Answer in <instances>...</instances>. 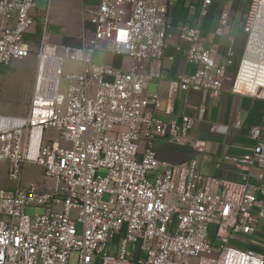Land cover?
<instances>
[{
	"label": "built area",
	"instance_id": "2783aa9c",
	"mask_svg": "<svg viewBox=\"0 0 264 264\" xmlns=\"http://www.w3.org/2000/svg\"><path fill=\"white\" fill-rule=\"evenodd\" d=\"M95 1L84 11L90 38L84 33L79 47L51 46L44 25L26 114L1 113L0 101V264H69L72 253L77 264H264V253L229 246L238 235L257 233V220L264 221L261 207L257 220L252 215L257 194H264L251 182H264L259 128L250 131L256 144L247 154L224 158L241 172L238 182L203 177L194 161L172 164L156 152L158 141L179 142L194 126L192 117L175 114L177 92H205L214 100L229 82L233 95L264 99V0L250 1L238 60L230 45L218 64L197 27L177 28L188 44L185 61L196 69L169 82L164 109L159 93L145 92L150 80L163 78L141 65L163 57L171 37L168 9L178 0ZM34 9L35 0H0V67L27 57ZM224 28L222 17L216 35ZM97 51L128 57L135 68L123 73L97 65ZM64 59L79 62L81 72L65 76L61 105ZM204 114L200 108L198 116ZM192 147L202 153L205 143ZM26 165L54 189L24 183ZM2 171L10 189L1 186ZM32 206L42 213L27 215Z\"/></svg>",
	"mask_w": 264,
	"mask_h": 264
},
{
	"label": "crops",
	"instance_id": "0c3cea01",
	"mask_svg": "<svg viewBox=\"0 0 264 264\" xmlns=\"http://www.w3.org/2000/svg\"><path fill=\"white\" fill-rule=\"evenodd\" d=\"M77 1L82 9L83 33H91L89 17L84 11L93 7L92 5H96L97 2L89 0L88 4L90 5L85 6L84 0ZM203 1L178 0L169 7L167 24L171 37L168 47L158 62L152 65H141V71L146 74L155 73L163 78L161 83H158L157 79L150 80L145 89V92L149 94L148 88L152 85L154 91L151 94L159 93L162 109L168 103L169 82L180 75L192 73L196 69L185 61V50L188 48V44L179 39L178 27L189 25L197 27L200 30V41L205 47L212 50L213 57L218 64L224 63L225 53L230 45L237 60L242 54L245 44L243 25L251 0H210V5L207 7H204ZM72 2L73 0H48L43 13L37 11L35 2V9L31 12L34 20L38 14H42L44 19L39 35L42 33L44 25L50 35L59 26L58 21H66V10L72 5ZM222 17L225 21V32L222 36H217L215 32ZM35 31L36 20L26 37L30 41V46H33L39 37V35H34ZM176 47H179L181 51L176 52ZM97 52L93 55V62ZM104 54L109 55L112 59L109 65L123 73L135 68V63L128 57ZM170 57H173V60H170ZM172 104L175 114H186L192 117L195 120L194 126L179 142L158 141L156 143L158 158L172 164L194 161L196 170L203 177L240 181L241 172L224 158L245 155L255 146V141L250 137V131L254 127L259 128L260 140L264 142V99L233 95L229 92V82H225L224 89L218 99L211 100L205 92H177L172 97ZM200 108L205 109L202 118L198 116ZM52 135L55 136L54 133ZM194 141L205 143L204 152L198 153L193 149ZM25 167L23 171L26 170ZM251 182L264 188V182L259 183L255 179H251ZM257 200L258 207L252 210V215L256 220L259 207L264 210V194L258 193ZM261 223L263 224L264 221L258 219V232L251 237L262 244L252 245L249 248V250L258 253H264V224ZM262 226L263 229H261Z\"/></svg>",
	"mask_w": 264,
	"mask_h": 264
},
{
	"label": "rangeland",
	"instance_id": "374dc122",
	"mask_svg": "<svg viewBox=\"0 0 264 264\" xmlns=\"http://www.w3.org/2000/svg\"><path fill=\"white\" fill-rule=\"evenodd\" d=\"M35 2L37 11L42 13L45 12L48 0H35ZM84 2L85 6L90 5L88 4L89 0H84ZM81 15L82 9L79 6L78 1L73 0L72 5L66 10L65 17H67V20L64 22L58 21L57 24L59 26L57 25V29L50 33V45L56 48L62 46H81V41L84 36ZM35 20L36 33H34V35L38 36L44 20L43 15L38 14ZM85 34L88 40L90 38V33ZM36 48L37 45L35 43L29 48V53L25 59L13 62L9 67L0 68V100L2 103L1 113L14 116H23L26 114L32 91ZM111 62L112 59L109 57V55L104 54L102 51H98L94 57V63L97 65H109ZM80 72L81 64L79 62L64 59L61 69V79L58 85V98L61 105H63L65 102L69 87V82L65 79V76L71 74H80ZM153 91L154 88L152 85H150L148 88V93L151 94ZM121 131L124 132V130ZM66 147L68 148V146ZM25 168L26 170L23 171L24 183L33 182L40 188L48 191H52L54 189L53 181L45 179L37 167L33 165H26ZM105 174L106 173L104 170L99 171L100 176H104ZM1 180L2 187H7L8 189L11 188V184L6 181V174L3 171L1 173ZM103 200L107 201L108 196H103ZM25 212L27 215L33 216L35 214L42 213V209L32 206L27 207ZM261 229H263V226ZM257 244L259 246L262 243L251 236L238 235L230 241L229 246L238 250H247L252 245ZM115 250L116 248L112 249L110 246L108 253L115 255ZM69 264H77V253H72Z\"/></svg>",
	"mask_w": 264,
	"mask_h": 264
},
{
	"label": "bare ground",
	"instance_id": "6f19581e",
	"mask_svg": "<svg viewBox=\"0 0 264 264\" xmlns=\"http://www.w3.org/2000/svg\"><path fill=\"white\" fill-rule=\"evenodd\" d=\"M38 131H39V129H36V130H35V134H36V135H38Z\"/></svg>",
	"mask_w": 264,
	"mask_h": 264
}]
</instances>
